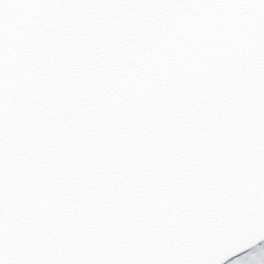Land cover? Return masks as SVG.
<instances>
[{
    "label": "snow or ice",
    "instance_id": "1",
    "mask_svg": "<svg viewBox=\"0 0 264 264\" xmlns=\"http://www.w3.org/2000/svg\"><path fill=\"white\" fill-rule=\"evenodd\" d=\"M0 264H264V0H0Z\"/></svg>",
    "mask_w": 264,
    "mask_h": 264
}]
</instances>
